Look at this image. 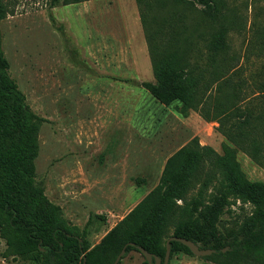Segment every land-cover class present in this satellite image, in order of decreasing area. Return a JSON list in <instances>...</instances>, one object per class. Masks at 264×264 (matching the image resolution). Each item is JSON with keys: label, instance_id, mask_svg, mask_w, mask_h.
<instances>
[{"label": "rangeland", "instance_id": "rangeland-1", "mask_svg": "<svg viewBox=\"0 0 264 264\" xmlns=\"http://www.w3.org/2000/svg\"><path fill=\"white\" fill-rule=\"evenodd\" d=\"M185 1V24L201 49L197 35L217 26L202 19L198 0ZM225 2L235 21L231 49L254 70L264 63L257 42L264 36V0ZM0 14L9 73L29 108L45 120L36 135L35 182L76 234L87 230L92 247L155 189L167 159L194 137L219 154L230 144L199 114L184 117L176 111L179 102L161 104L141 87L155 78L135 0H0ZM237 159L250 181L264 182V169L241 151ZM222 194L209 187L199 206L205 233L194 244L201 250L264 229L251 203ZM4 249L0 239V264H37L6 260ZM205 257L176 253L168 264H214ZM144 260L131 251L120 264Z\"/></svg>", "mask_w": 264, "mask_h": 264}, {"label": "trees", "instance_id": "trees-1", "mask_svg": "<svg viewBox=\"0 0 264 264\" xmlns=\"http://www.w3.org/2000/svg\"><path fill=\"white\" fill-rule=\"evenodd\" d=\"M85 1L90 0L52 3ZM135 1L155 78L154 83L143 82L141 87L161 104L179 102L176 111L184 117L193 111L207 122L217 121L218 131L230 144H223V154H219L194 137L167 159L155 189L92 247L87 230L76 234L35 182L36 135L45 120L29 108L11 77L0 31V239L5 243L4 259L113 264L123 247L133 243L122 259L143 247L163 263L170 238L201 242L205 219L198 211L211 186L218 187L225 199L251 203L264 224V182L250 181L237 159L241 151L264 169V63L249 70L231 49L228 33L235 21L225 0H198L204 6L202 19L217 26L197 35L203 41L201 49L185 24V0ZM157 10L164 15L158 16ZM257 42L263 50L264 36ZM170 246V258L176 253L193 255L180 242L171 241ZM202 248L214 251L205 257L214 264H264V229L240 241H215L210 248ZM142 264L149 263L144 260Z\"/></svg>", "mask_w": 264, "mask_h": 264}, {"label": "water", "instance_id": "water-1", "mask_svg": "<svg viewBox=\"0 0 264 264\" xmlns=\"http://www.w3.org/2000/svg\"><path fill=\"white\" fill-rule=\"evenodd\" d=\"M171 241H177V242L182 243L183 245L187 246L190 249V251L196 256H209L214 252L213 250H201L193 242H191L187 239H184V238H176V237H172L167 241V243H166V254H165V258H164L163 263L159 257L151 254L150 252L145 250L143 247H137V250L142 254V256L145 258V260L149 264H153V262H155V264H168L169 260H170V256H171V246H170ZM128 245L134 246L133 243L127 244L126 246H124L113 264H119L121 262L123 256L126 253V249H127Z\"/></svg>", "mask_w": 264, "mask_h": 264}, {"label": "crops", "instance_id": "crops-1", "mask_svg": "<svg viewBox=\"0 0 264 264\" xmlns=\"http://www.w3.org/2000/svg\"><path fill=\"white\" fill-rule=\"evenodd\" d=\"M192 113H194V114H196V112H192ZM198 115V114H197ZM205 121V120H204ZM205 122H207V121H205ZM210 124H212V125H214L216 128H218L219 127V123L217 122V121H213V122H209ZM222 135V134H221Z\"/></svg>", "mask_w": 264, "mask_h": 264}]
</instances>
